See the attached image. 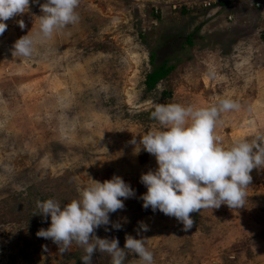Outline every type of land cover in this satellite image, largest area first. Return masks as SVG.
Here are the masks:
<instances>
[{
  "label": "rangeland",
  "instance_id": "1",
  "mask_svg": "<svg viewBox=\"0 0 264 264\" xmlns=\"http://www.w3.org/2000/svg\"><path fill=\"white\" fill-rule=\"evenodd\" d=\"M202 1L80 0L79 22L48 39L38 35L45 0H30L27 12L5 21L0 264H82V247L73 244L61 254L51 240L37 237L51 221L39 215L36 202L68 204L89 178L102 183L113 176L135 195L120 198L124 209L109 214L111 223L96 229L97 237L116 238L121 249L126 235L143 237L153 264H264V168L250 173L243 208L192 213L188 231L176 218L142 206L147 188L140 177L158 165L136 148L143 134L160 130L151 118L155 103L209 107L232 99L240 109L222 113L215 130L223 146L264 135V14L235 1L250 11L229 20L221 9H203ZM28 34L33 55L13 56L15 41ZM162 64L174 69L147 93L146 75ZM164 90L170 97L161 100ZM138 258L128 253L124 264H141ZM92 264H111V257L97 251Z\"/></svg>",
  "mask_w": 264,
  "mask_h": 264
},
{
  "label": "clouds",
  "instance_id": "2",
  "mask_svg": "<svg viewBox=\"0 0 264 264\" xmlns=\"http://www.w3.org/2000/svg\"><path fill=\"white\" fill-rule=\"evenodd\" d=\"M39 4V0H32ZM30 0H0V35L7 29L5 21L23 15L29 10ZM80 0H45L40 4L38 35L48 39L54 33L79 22L76 11ZM23 30L24 21L18 20ZM13 56L29 58L33 55L34 40L22 36L13 44ZM240 104L222 98L209 107L183 106L177 103L154 104L151 118L160 130L148 131L141 136L136 151L141 149L154 156L158 167L142 174L140 182L147 188L142 195L143 208L159 210L174 217L188 231L195 221L190 214L205 209H218L227 205L230 209L243 208L246 190L251 183L253 169L264 168V135L257 134L251 140H240L224 147L216 134L223 124L221 114L239 110ZM132 144H137L133 139ZM88 186L79 187L78 198L62 205L55 199L37 201L36 207L50 226L41 228L37 237L49 239L63 254L73 244L83 248L82 264H92L93 255L107 253L111 264H124L128 253L138 256L141 264H153V253L146 247V239L125 236L124 249L116 238H99L96 229L111 223L110 213L123 210V199L131 198L135 191L119 176L100 181L89 178ZM120 223H112L119 230ZM143 231L146 225L140 223ZM105 231L108 228L105 227Z\"/></svg>",
  "mask_w": 264,
  "mask_h": 264
},
{
  "label": "trees",
  "instance_id": "3",
  "mask_svg": "<svg viewBox=\"0 0 264 264\" xmlns=\"http://www.w3.org/2000/svg\"><path fill=\"white\" fill-rule=\"evenodd\" d=\"M124 1H132V0H124ZM225 7H226V4L223 3L221 5V9L225 8ZM182 10H183V12L186 13L185 8H183ZM153 15H154V13H153ZM159 16L160 15H155V17H159ZM189 41H190V37H189ZM153 57H154V55H152V58ZM173 69H174L173 66H167L166 64H162V65L156 67L155 69H153L151 72H149L146 75V78L144 81V84L146 86V88H145L146 92L151 93V92L155 91L158 84L164 78H166L172 72ZM166 97H170V93H168L164 90L160 93V99L162 100V99H165Z\"/></svg>",
  "mask_w": 264,
  "mask_h": 264
},
{
  "label": "built area",
  "instance_id": "4",
  "mask_svg": "<svg viewBox=\"0 0 264 264\" xmlns=\"http://www.w3.org/2000/svg\"><path fill=\"white\" fill-rule=\"evenodd\" d=\"M235 1L244 2V3L248 4L249 6H251V8H254L255 10H259L261 12H264V0H204V2L202 1V8L205 10H209L212 8L221 9V5L223 3H225L226 6H232ZM175 8H176V6L174 7V9ZM155 12L156 13L158 12V7L155 9ZM228 18H229V20H232L231 15H229Z\"/></svg>",
  "mask_w": 264,
  "mask_h": 264
},
{
  "label": "crops",
  "instance_id": "5",
  "mask_svg": "<svg viewBox=\"0 0 264 264\" xmlns=\"http://www.w3.org/2000/svg\"><path fill=\"white\" fill-rule=\"evenodd\" d=\"M239 6V5H238ZM246 6L243 4V3H241V7L239 8V7H237V6H226L225 8H222L221 9V13L222 12H226V13H228V16L229 15H231L232 16V19H233V15L234 16H238L237 15V11H241L240 12V14L242 13V10L245 8ZM246 11V13L247 12H249L250 10H246V9H244L243 10V12H245ZM261 13H263L264 14V12H261ZM262 15V14H261ZM262 21V20H261Z\"/></svg>",
  "mask_w": 264,
  "mask_h": 264
}]
</instances>
